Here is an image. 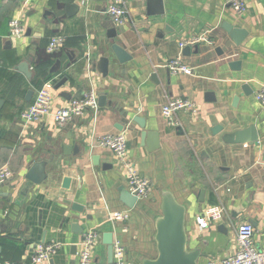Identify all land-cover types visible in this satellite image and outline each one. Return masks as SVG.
<instances>
[{
	"label": "crops",
	"instance_id": "1",
	"mask_svg": "<svg viewBox=\"0 0 264 264\" xmlns=\"http://www.w3.org/2000/svg\"><path fill=\"white\" fill-rule=\"evenodd\" d=\"M243 1L239 14L224 0H124L126 20L115 24L105 13L109 0H0V166L13 172L0 185V264H29L39 244L52 242L59 246L42 264H80L78 242L90 230L97 234L92 264H111L102 242L106 231L123 246L126 264H142L157 255L154 220L165 188L186 206L187 247L200 249L197 264L234 254L241 222L251 223L254 246L264 249V108L254 97L264 84V0ZM25 2L24 33L8 36L9 21ZM66 5H73L69 15ZM225 25L247 35L235 44ZM109 28H115V40L131 55L124 63L107 52ZM205 32L210 42H185ZM56 33L64 35V43L49 53L48 40ZM186 45L188 55L182 53ZM104 55L109 56L105 74L99 70ZM179 55L191 74H172L164 66ZM25 59L31 60L30 80L14 69ZM233 59L241 60L240 70L227 66ZM47 80L53 82L55 108L90 91L97 99L104 94L105 103L63 125L49 115L23 124L20 112ZM243 83L250 94L242 92ZM30 89L33 94L26 99ZM234 95L236 106L231 105ZM177 97L197 109L178 110V124L171 126L160 109ZM134 115L145 119L146 129L159 132L157 149L140 144L143 128ZM251 124L259 136L255 143L224 140ZM215 125L221 129L213 132ZM119 132L126 135L130 163L152 184L132 208L119 199V188L127 189L125 170L109 149L94 146L99 136ZM93 155L98 164L92 163ZM40 157L47 160L48 178L33 184L24 174ZM74 202L82 205L80 212L72 210ZM215 203L225 206L223 219L200 229L197 215ZM115 211H126L127 218L109 219ZM74 224L80 233L73 231Z\"/></svg>",
	"mask_w": 264,
	"mask_h": 264
},
{
	"label": "built area",
	"instance_id": "2",
	"mask_svg": "<svg viewBox=\"0 0 264 264\" xmlns=\"http://www.w3.org/2000/svg\"><path fill=\"white\" fill-rule=\"evenodd\" d=\"M236 13L245 10L243 0H224ZM26 2L19 9L18 14L9 21V33L11 37H21L24 33L22 25V16L25 12ZM105 13L115 24H121L126 20L127 9L124 0H109ZM65 40L62 34H53L47 43L46 50L49 53L55 52L61 48ZM201 41H209L206 32L202 35L192 37L187 44H195ZM180 43L182 47L185 43ZM210 42V41H209ZM172 74L185 73L191 74L192 67L184 63L181 56L169 60L164 65ZM257 103L264 108V84L254 93ZM98 101L96 93L90 91L79 97L71 98L66 104L59 107L53 106V82L47 80L35 90L33 99L29 105L20 112V119L23 124L38 120L43 116H51L55 123L63 125L74 117L82 115L87 109L96 110ZM197 109L196 105L188 99L180 97L169 99L160 109L162 118L168 125L178 124L176 112L180 109ZM94 146L109 149L117 160L118 164L125 170L127 178V190L136 196L137 200L147 197L152 184L149 179L142 176L137 169L130 163L127 150V138L123 132L116 134H103L98 137ZM13 172L7 165L0 166V185L12 177ZM225 214V206L222 203H215L206 206L196 217L197 226L200 229L206 228L209 223L221 221ZM126 211H115L109 215L111 220H125ZM253 227L249 222H241L236 227L237 250L234 254L221 258L216 262L209 264H264V249H257L253 243ZM97 234L93 231H87L78 242L80 250L78 258L80 264H92L93 248L96 242ZM58 242L48 244H39L30 259L29 264H42L58 248ZM8 264V263H7ZM25 264V263H17ZM126 264L125 250L118 242H113L112 263Z\"/></svg>",
	"mask_w": 264,
	"mask_h": 264
},
{
	"label": "water",
	"instance_id": "3",
	"mask_svg": "<svg viewBox=\"0 0 264 264\" xmlns=\"http://www.w3.org/2000/svg\"><path fill=\"white\" fill-rule=\"evenodd\" d=\"M162 4L161 0H158ZM76 5V3H75ZM73 8V5H66V13L69 15V10ZM76 9V6H74ZM47 13V12H46ZM225 29L229 33L232 41L235 44H239L247 35L245 29L239 27H233L231 25H225ZM116 32L115 28H109L107 31V37L109 39L107 45V52L110 53L118 63H124L131 58V55L126 52L123 45L115 40ZM196 48L197 45H194ZM190 52V46L186 45L182 49L184 55H188ZM99 70L103 74L107 72L109 64V56L104 55L100 57ZM58 62V61H57ZM241 60L233 59L227 62L229 69L233 71H238L241 69ZM31 60L25 59L14 66V69L21 72L28 80L31 79L32 70L30 69ZM53 71V70H50ZM151 77L155 79V75L152 74ZM54 86V89H58L62 82ZM241 90L245 95L251 93L247 83L241 84ZM33 94L30 89L26 93V99ZM106 96L100 94L98 96V105L102 106L105 103ZM2 99H0V107L2 104ZM238 102V96L234 95L232 98L231 105L236 106ZM132 120L136 122L142 129L140 132V144L146 145L148 150H154L159 147V132L154 130H148L145 128V119L139 115H134ZM118 129L121 130L120 127ZM221 129L220 125H215L212 129L213 132ZM224 140L229 143H249L253 144L258 141L259 136L254 124L246 126L244 128L235 130L232 133H227ZM70 145H63V153L68 154ZM93 164H98L99 159L97 155L91 157ZM107 164H103L106 167ZM47 160L44 158H37L34 161H30L28 167L26 168L24 178L33 183L40 184L47 180L48 173L46 170ZM70 182V178L65 176L62 179V186L67 188ZM203 195V190L200 193V198ZM160 214L155 217V235L154 240L156 244L157 255L155 258H144L142 264H197V260L201 254L199 248L188 249L187 247V233L185 228V214L186 206L180 203L175 198L173 192L170 189H162L160 191ZM119 199L128 208H132L137 198L135 195L131 194L123 186L119 188ZM72 210L80 212L82 210V205L78 203L72 204ZM77 225H72V229L76 233H80V227ZM102 242L106 245V256L107 262L112 263V250H113V235L110 231H106L102 234ZM1 250V246H0ZM72 252H77V245H72Z\"/></svg>",
	"mask_w": 264,
	"mask_h": 264
},
{
	"label": "trees",
	"instance_id": "4",
	"mask_svg": "<svg viewBox=\"0 0 264 264\" xmlns=\"http://www.w3.org/2000/svg\"><path fill=\"white\" fill-rule=\"evenodd\" d=\"M35 70H36V74L41 72L40 62H39V65L36 66Z\"/></svg>",
	"mask_w": 264,
	"mask_h": 264
},
{
	"label": "rangeland",
	"instance_id": "5",
	"mask_svg": "<svg viewBox=\"0 0 264 264\" xmlns=\"http://www.w3.org/2000/svg\"><path fill=\"white\" fill-rule=\"evenodd\" d=\"M23 25V24H22Z\"/></svg>",
	"mask_w": 264,
	"mask_h": 264
}]
</instances>
